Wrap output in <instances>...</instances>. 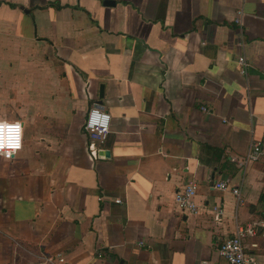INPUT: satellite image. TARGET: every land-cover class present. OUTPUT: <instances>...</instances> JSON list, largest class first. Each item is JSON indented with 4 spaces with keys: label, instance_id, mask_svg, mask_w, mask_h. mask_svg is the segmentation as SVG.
Instances as JSON below:
<instances>
[{
    "label": "crops",
    "instance_id": "1",
    "mask_svg": "<svg viewBox=\"0 0 264 264\" xmlns=\"http://www.w3.org/2000/svg\"><path fill=\"white\" fill-rule=\"evenodd\" d=\"M104 1L0 0V120L22 124L0 157V264H227L237 224L264 264V158L229 161L264 133V0ZM93 104L110 116L96 159ZM191 181L196 215L173 202Z\"/></svg>",
    "mask_w": 264,
    "mask_h": 264
},
{
    "label": "built area",
    "instance_id": "2",
    "mask_svg": "<svg viewBox=\"0 0 264 264\" xmlns=\"http://www.w3.org/2000/svg\"><path fill=\"white\" fill-rule=\"evenodd\" d=\"M241 12H238V18L235 23L240 24ZM243 46V43H239ZM238 70L241 74L246 75L249 65L243 54L238 56L236 60ZM201 111L207 113L206 108L201 107ZM109 114L101 108L99 104H93L87 111L82 130L87 136V151L92 159L98 157V144L102 143L109 132ZM17 125L20 129L18 138V147L9 148L6 145L0 147V157L4 160H11L13 156L21 150L22 147V124L19 120H0V125ZM264 158V133L261 138L251 142L248 151L244 156H229V161L237 168L242 169L248 164L258 162ZM216 189L229 192L233 195L237 205L242 204L240 190L237 187H229L225 182H218L214 185ZM196 184L189 182L181 189L177 190L173 195V202L176 207L187 215H196L198 213V206L195 202ZM120 203V200H116ZM211 214L213 221L217 224L221 222L222 208L219 205L212 206ZM256 234L255 226L252 224L235 226L233 234L218 244L216 252L225 260L227 264H258L256 260L247 255L243 245V239L246 237H253ZM59 264L64 263L62 256H57Z\"/></svg>",
    "mask_w": 264,
    "mask_h": 264
},
{
    "label": "clouds",
    "instance_id": "3",
    "mask_svg": "<svg viewBox=\"0 0 264 264\" xmlns=\"http://www.w3.org/2000/svg\"><path fill=\"white\" fill-rule=\"evenodd\" d=\"M19 132L17 125H0V147H18Z\"/></svg>",
    "mask_w": 264,
    "mask_h": 264
},
{
    "label": "water",
    "instance_id": "4",
    "mask_svg": "<svg viewBox=\"0 0 264 264\" xmlns=\"http://www.w3.org/2000/svg\"><path fill=\"white\" fill-rule=\"evenodd\" d=\"M104 3L106 4H112L113 2L110 0H105ZM99 98H101V88H100V93H99ZM100 153H103L102 151L98 150V158H100Z\"/></svg>",
    "mask_w": 264,
    "mask_h": 264
},
{
    "label": "trees",
    "instance_id": "5",
    "mask_svg": "<svg viewBox=\"0 0 264 264\" xmlns=\"http://www.w3.org/2000/svg\"><path fill=\"white\" fill-rule=\"evenodd\" d=\"M260 202L264 203V198L263 197L260 198Z\"/></svg>",
    "mask_w": 264,
    "mask_h": 264
}]
</instances>
